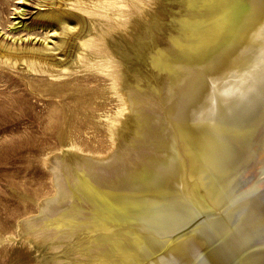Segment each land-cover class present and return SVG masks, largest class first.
Returning a JSON list of instances; mask_svg holds the SVG:
<instances>
[{
    "label": "bare ground",
    "instance_id": "obj_1",
    "mask_svg": "<svg viewBox=\"0 0 264 264\" xmlns=\"http://www.w3.org/2000/svg\"><path fill=\"white\" fill-rule=\"evenodd\" d=\"M185 1L182 22L169 15L165 40L144 26L152 11L166 14L159 0H32L31 21H24L31 11L23 7L11 29L38 36L39 28L41 40L0 36V74H19L33 92L51 97L44 112L57 132L68 123L57 147L69 161L84 152L101 157L116 140L129 151L144 141L161 116L141 103L142 95L169 70L165 117L176 130L165 153L135 149L143 162L121 168L119 146L100 158L112 166L95 169L104 176L78 181L91 213L88 230L108 240L104 250L98 245L100 264H264V0ZM91 116L105 120L104 146L74 139L79 121ZM55 177L57 188L42 208L71 195L65 177Z\"/></svg>",
    "mask_w": 264,
    "mask_h": 264
},
{
    "label": "rangeland",
    "instance_id": "obj_2",
    "mask_svg": "<svg viewBox=\"0 0 264 264\" xmlns=\"http://www.w3.org/2000/svg\"><path fill=\"white\" fill-rule=\"evenodd\" d=\"M31 1L32 0L27 2L23 0H0V36L2 38L6 37L7 41H11L17 36L24 35L26 39L27 37L28 40L32 39L33 43H38L41 40L43 31L39 28L37 29L38 36H35L36 34L28 35L25 30L18 31L11 29V24L13 22L10 20H13L14 22L19 20L20 17L16 16V11L23 9V7L27 9V12L28 10L31 11L24 15V21H31L33 15L30 16V14L36 9L33 7L34 4H31ZM163 1L159 0V3L156 5L161 13H166V16H160L157 12L152 11L151 17L144 23V26L146 29L150 28L152 34H157L158 37L160 36L159 38L165 40V35L170 31L173 24V22H170L168 19L169 15H171V18H173L174 21L177 20L179 23L182 22L184 20L183 16L185 14L184 7L186 1L174 0L173 3L178 6L174 8L172 6L173 3L171 4V0H169L170 3L168 0ZM165 9H167V11ZM192 9L197 10L198 4L192 3ZM12 11H15L14 14ZM199 15L200 13L194 16L193 21L199 20ZM162 21L165 22L163 23ZM152 23L154 28L151 25ZM55 35L56 33L51 35V39H48L49 43L52 42V39H55ZM140 53L142 52L140 51ZM137 58L138 56L135 55L134 59ZM178 62L180 63L179 60L175 61V63L171 64V67H174L175 70H177L178 68L174 65ZM169 80L170 74L167 68L164 70L161 80L156 81L159 86L156 87L155 83L150 84V87L147 88L148 93L144 92L142 95L143 101L140 102L144 106L147 105V103L149 105L151 104V106L153 104L152 107H155L157 111H159L156 114L161 116L160 122L155 119L151 120L153 121L151 126L152 129L150 131L147 130L148 135L146 137H143V135L140 137L144 139V141H141V143L137 142L136 146L132 145V149L129 151L126 146V144L128 145L127 142L121 143L122 141L116 140L119 144L115 142L112 151L115 152L120 146V148H118V153L121 155V162L124 163V166L121 168H124L125 166L127 167V165L132 168V164L137 165V163L143 162L141 156H138L136 152V150H140L141 148H143L141 152L145 154V156H152L151 154H158L161 156L165 153L164 149H166L167 146L166 139L169 141V135H172L171 137L175 135L174 131L176 129H172V132L169 130L170 127L166 125L168 106L167 102H164V100L170 83ZM0 82V237L3 235L6 237L9 234L12 236V239L6 237L2 240V243L0 242V264H40L38 261L42 260V257L43 260L45 259V264H100L104 245L108 240H106L107 238L104 235L99 237L92 236V233L88 230L91 228L89 226V223L91 222V218H89L91 217V213H89L88 203L84 199L85 192L83 193V191L85 190L78 185V181H82L84 185L85 183L91 184L92 181L93 183L98 181L99 179L97 176H104V171L101 169L98 170V172L95 169H99L100 167L108 169L111 166L102 162V159L100 158L106 157V155L108 156L113 152L111 150H106L99 155L101 157H97L95 154H87V152L86 155H84V152L82 155L84 156L83 159L75 157L74 160L69 161L67 159L68 153L63 152L57 147L59 141L65 139L64 136L68 130V123L63 122V125L61 126L63 130L57 132L46 119V111H48L51 97L33 92L29 87L28 80L16 73H5L3 76L0 74ZM151 82H153V78H151ZM152 88L154 89L152 90ZM101 100L104 99L101 98ZM25 105L27 106L25 107ZM136 105L137 107L141 106L139 103ZM79 122L83 124V126L73 134L76 142H79L80 144L88 143L92 146L97 145V143L104 146V144L107 143V132L106 127L104 126L105 120L103 117L91 116L89 118H83ZM85 122H87V124H85ZM142 130L145 132V129ZM100 139L102 140L101 143L99 142ZM48 155L51 156L48 157ZM85 156H93L92 158H94V160L91 161L90 159H86ZM44 158L48 159L45 161ZM56 165L58 166V171L53 169V166ZM67 169H70V172H68ZM57 174L65 177L62 180L65 185H68V189L70 188L69 185H71V188L73 187L71 195L64 197L61 201L57 202V204H51L42 208L43 202L52 196L57 188L55 177ZM113 177L114 176H106V178L111 180ZM99 182L104 183V181ZM84 188L86 189V187ZM76 189H79L80 192L75 193L78 191ZM82 217H85V219H82ZM66 219H68V221ZM31 234H33L32 237L34 239L31 237ZM94 237L96 240L93 239ZM32 240L39 241L41 245L36 247ZM28 243L30 244L28 245ZM98 245H100L103 250H101ZM41 246L43 247L40 248ZM91 247H94L93 249L95 250H92ZM93 251L96 252L93 253ZM100 251L102 252V256ZM96 258L99 259V261ZM113 259L114 257H112V260Z\"/></svg>",
    "mask_w": 264,
    "mask_h": 264
}]
</instances>
